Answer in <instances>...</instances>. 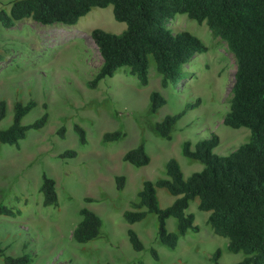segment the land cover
Returning <instances> with one entry per match:
<instances>
[{
  "label": "rangeland",
  "instance_id": "rangeland-1",
  "mask_svg": "<svg viewBox=\"0 0 264 264\" xmlns=\"http://www.w3.org/2000/svg\"><path fill=\"white\" fill-rule=\"evenodd\" d=\"M12 1L0 0V10L8 14ZM167 28L172 34L187 32L205 47L183 66L176 84L162 87L149 57L145 87L121 67L90 88L87 84L101 59L89 32L100 29L118 35L125 30L123 23L113 20L111 6L91 9L71 27H42L30 19L7 27L0 24V100L6 108L0 130L10 125L15 102L34 104L21 119L22 126L46 115L44 126L28 130L16 146L0 144V206L18 213L14 218L0 215V249L5 256L27 255L30 264H209L212 253L219 250V264L242 259L241 253L226 251L225 239L211 233L205 224L208 213L197 209V199L185 210L193 216L197 231L179 236L172 250L158 243L154 215L132 225L121 218L135 201L141 182L163 178L168 159L178 163L183 178L201 169L181 156L183 142L192 147L215 135L213 154L226 156L248 138L246 129L222 125L234 73L223 43L213 39L203 23L185 15H175ZM150 93L164 100L154 113L149 112ZM181 112L169 140L154 134V123ZM73 125L83 130L84 144L78 142ZM115 131L123 137L101 141L104 133ZM140 143L148 164L135 168L124 163L123 154ZM66 151L73 156L60 158ZM42 174L54 182L56 207L41 204ZM115 177L124 179L119 191ZM155 195L160 209L174 201L163 189ZM81 208L99 218L100 229L95 239L76 244L71 231ZM165 227L176 233L174 219L168 218ZM129 229L142 245L139 252L129 246Z\"/></svg>",
  "mask_w": 264,
  "mask_h": 264
},
{
  "label": "trees",
  "instance_id": "trees-1",
  "mask_svg": "<svg viewBox=\"0 0 264 264\" xmlns=\"http://www.w3.org/2000/svg\"><path fill=\"white\" fill-rule=\"evenodd\" d=\"M111 6L112 18L123 23L125 30L118 35L93 29L89 38L96 48L101 64L88 87L126 67L141 87L147 84L148 58L160 77V85H174L180 80L183 66L193 57L205 52L204 45L187 32L172 34L167 28L175 15H185L197 24H204L211 37L225 46L234 64L233 81L229 91L228 110L222 125L248 131L247 141L226 156H217L212 150L217 138L191 145L181 144L180 154L197 162L201 169L183 178L179 165L168 159L163 165V178L143 181L135 193V201L122 212L127 225L142 221L147 215L155 216L156 239L167 248L174 249L179 236L196 232L193 216L185 210L189 201L197 199V209L207 212L205 224L211 233L226 240V251L242 254L235 264H264V0H14L8 14L0 10V24L30 19L39 26L71 27L93 8ZM149 112L163 106L157 93H150ZM32 101L12 105L10 125L0 130V144L16 146L28 130L41 129L46 120L42 115L32 124L22 126L21 119L33 108ZM5 102L0 100V121L5 117ZM183 113L165 116L153 125L154 134L169 140L170 132ZM78 142L84 144V132L73 125ZM59 137L63 129L57 131ZM123 137L119 131L104 133L103 143ZM64 152L59 157H72ZM122 161L140 168L148 164L143 144L127 151ZM123 177H115L117 191ZM163 189L174 198L170 206L160 209L156 190ZM43 207H56L53 180L41 175L38 188ZM88 201V200H86ZM17 211L0 206V215L14 218ZM78 222L71 231V240L85 244L99 233V218L85 208L78 211ZM168 218L175 220L176 233L167 232ZM130 248L139 252L142 245L132 230L126 231ZM151 255L155 257L153 251ZM219 250L209 258V264H219ZM3 264H30L29 256L10 258L0 249Z\"/></svg>",
  "mask_w": 264,
  "mask_h": 264
}]
</instances>
